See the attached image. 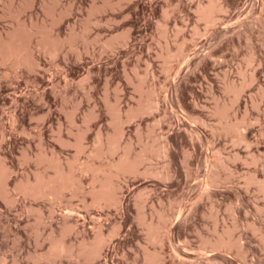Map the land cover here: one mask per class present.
I'll return each instance as SVG.
<instances>
[{
  "label": "rangeland",
  "instance_id": "obj_1",
  "mask_svg": "<svg viewBox=\"0 0 264 264\" xmlns=\"http://www.w3.org/2000/svg\"><path fill=\"white\" fill-rule=\"evenodd\" d=\"M209 1L0 0V264H49L32 257L51 234L99 226L112 245L93 264H145L146 249L165 264H264V0H215L213 23L198 11ZM16 42L20 63L3 51ZM140 103L153 108L128 119ZM117 116L140 173L109 174ZM55 165L74 187L17 191ZM103 176L121 205L95 202ZM161 214L154 242L145 222Z\"/></svg>",
  "mask_w": 264,
  "mask_h": 264
},
{
  "label": "bare ground",
  "instance_id": "obj_2",
  "mask_svg": "<svg viewBox=\"0 0 264 264\" xmlns=\"http://www.w3.org/2000/svg\"><path fill=\"white\" fill-rule=\"evenodd\" d=\"M216 5L217 4H216L215 0H210L207 5L199 4L198 11H199V14H200V18L207 19V22H209V23L216 22L215 21L216 18H215V16L213 17V14H212L216 10L215 8L218 6V5L217 6ZM14 36H16V35H14ZM12 38H14V37L12 36ZM16 43L17 44L14 43L12 45L8 44L9 46H7L6 50H3V51H4V54H5V57H11V56L13 57L14 56L16 58L17 62L20 63V62H23L25 60V58L22 56V55H24V52L22 53L21 49L19 50V47L17 46L18 42H16ZM37 46H39V44ZM168 56H172V53L168 52ZM240 89H242V88H239L237 90L239 91ZM237 90H235V92H238ZM147 105H145V104L143 105V103H140V106L138 105L139 106L138 108L133 109L135 111H132V114L129 115L128 119L131 118V117H135L136 115H139L138 113H140V114L142 112L145 113V110L148 111V109L150 110V108H153L152 104L151 105L149 104L148 106ZM223 111H225V110H223ZM223 111L221 110L222 113H223ZM117 118H118V120H117ZM117 118H116V120H117L116 122L119 124V126H118V129L116 130L115 134L112 136V139L108 140V142L110 143L109 144V146H110L109 149H110V151L112 149L113 150H116V149L118 150V149H120L122 147V148H124V151L120 155L118 160H113L109 164L108 167L110 169L107 167L108 171H109V174H113V176H114V174L116 176H119L121 174H126V173H132V174L133 173H140L139 165L144 160L145 154H144V152H141V153L135 154L133 156L126 150V149H128L127 148L128 144H126L124 146L121 143V136L123 134V132H122L123 131L122 130L123 127L122 128L120 127V124H121L120 121H122V119H121V116H117ZM231 123L232 124H230V122H228V123L225 124V126L227 125L228 129L230 127L232 129H235L236 125L234 123H237V122L233 123L231 121ZM237 124H239V123H237ZM237 126H239V125H237ZM233 127H235V128H233ZM242 134H243V132H242ZM239 139L240 140H245V135H242ZM97 153L99 155H101L100 154L101 152L97 151ZM88 164H85V167H84V168H86L85 170L91 168L90 167L91 165H88ZM70 167H73V166H70ZM94 167H96V166H94ZM0 168H2V166ZM66 168H64L63 165L62 166L59 165V168L56 166L57 170H56L54 176H45L44 174L38 175L39 174L38 173L37 174L38 176L34 177V181H31L30 178L29 179L27 178V182H24V184L22 182L21 183L19 182L21 185H16L17 186V191H20V193L23 194L25 197H27V196H36V197L49 196L50 197V195H54L55 194L56 189L59 188V187H61V188L74 187V185H75L74 184V180L71 177L73 173L72 174H71V172L69 173L68 169H66ZM103 168H101V166L100 167H96L95 171H97V172L101 171V173L104 174L107 170L103 172L102 171ZM69 169H70V171L73 170V168H69ZM105 169L106 168H104V170ZM147 170L148 169H146L145 171L147 172ZM6 171L8 172L7 168H6ZM2 172L4 173L5 171H2V170L0 171V178L5 179L6 178L5 174H4L5 177L4 176L1 177L2 176ZM106 173H108V172H106ZM104 176H106V175H104ZM104 176H103V178H99L100 176L97 177L99 180L98 179H96V180L100 181L101 183L99 182L100 183L99 186L96 187L94 185V187H93V191L92 192H94V194H95L94 195V198L96 200L95 202L101 203V201L104 200V202L107 203V204L121 205L122 203H121L120 197L118 195L117 187L116 186L112 187L111 183H110L111 182L110 178L113 177V176L110 175L111 176L110 178L109 177H105L104 178ZM107 176H109V175H107ZM3 179L1 180L2 183L0 181V183L3 186H1V185L0 186H1V189L3 190V192H4L2 194H6V193H8V182H5V180L3 181ZM211 181H213V179ZM3 182H4V184H3ZM9 197H10V195H9ZM12 202H14V201H12ZM65 213L66 214L63 217V220H64V224H65L66 228H64V231H65V229L66 230H68V229L71 230V228L69 227L70 225L68 226V222H69V220H71L70 216L72 215L71 212H65ZM165 222H166V218H165V216L163 214H161L159 216V220L157 222H154L153 219H150V221H146L145 222L146 223L147 232H148V236H149L151 241H154V242L157 241L158 242L159 236H160V234H159L160 233V229H161V227H163V224H165ZM99 225H101V224H99ZM102 227L103 226L97 227L98 229L96 230L95 234H93V236L91 235L92 237L89 236V234H87L85 232L80 237V239H76L75 241L66 240V237H65L67 235V234L65 235L66 232L65 233L63 232L62 234H60V236H55V234H51L50 235L51 242H50L48 250L46 252H44V253H41V254L38 253L37 255L33 256L32 258L35 261H41L42 259H45V260L48 261L49 264H57V262H60V264H62L64 262L63 261L64 258H69V260H72V261H79L81 258H84L89 264H91V263L93 264V261L96 260L98 257H100L102 255V253L104 252V250L108 246L112 245V242L108 243L109 239L107 238V236H105L103 234ZM120 229H121V224H115L113 226L112 230L110 231L109 236L117 235L119 233ZM215 242H216L215 243L216 247L225 248V249L233 244V242L231 244L230 238H225L224 236H219V238ZM144 255H145V264H165L163 259H159L158 258L157 253L156 254L155 253H151L148 249L145 250V254ZM58 259H59V261H57ZM1 263L5 264V262H1ZM105 263L108 264V261L106 260Z\"/></svg>",
  "mask_w": 264,
  "mask_h": 264
}]
</instances>
